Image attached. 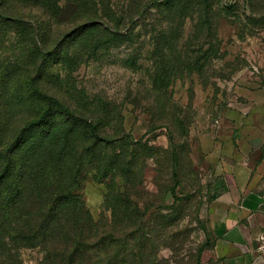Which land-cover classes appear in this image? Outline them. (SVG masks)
I'll use <instances>...</instances> for the list:
<instances>
[{"label": "rangeland", "instance_id": "374dc122", "mask_svg": "<svg viewBox=\"0 0 264 264\" xmlns=\"http://www.w3.org/2000/svg\"><path fill=\"white\" fill-rule=\"evenodd\" d=\"M159 1L0 0V142L44 113L46 130L59 100L112 141L77 194L116 263L195 264L203 246L214 264L209 155L239 92L264 85V0Z\"/></svg>", "mask_w": 264, "mask_h": 264}, {"label": "trees", "instance_id": "16d2710c", "mask_svg": "<svg viewBox=\"0 0 264 264\" xmlns=\"http://www.w3.org/2000/svg\"><path fill=\"white\" fill-rule=\"evenodd\" d=\"M173 2L160 0L158 6L173 9ZM51 102L46 130L44 113L22 127L16 141L0 142V264H22L17 250L35 247L44 253L43 264H118L111 226L101 233L77 194L84 166L98 165L99 147L112 141L91 120L78 118L55 98ZM135 232L142 237L140 227ZM202 253L203 246L195 264Z\"/></svg>", "mask_w": 264, "mask_h": 264}, {"label": "crops", "instance_id": "0c3cea01", "mask_svg": "<svg viewBox=\"0 0 264 264\" xmlns=\"http://www.w3.org/2000/svg\"><path fill=\"white\" fill-rule=\"evenodd\" d=\"M233 117L209 155L208 250L214 264H264V85L239 92Z\"/></svg>", "mask_w": 264, "mask_h": 264}]
</instances>
